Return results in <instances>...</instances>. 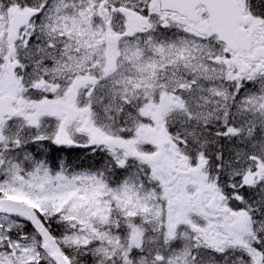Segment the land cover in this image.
<instances>
[{"label":"snow or ice","instance_id":"snow-or-ice-1","mask_svg":"<svg viewBox=\"0 0 264 264\" xmlns=\"http://www.w3.org/2000/svg\"><path fill=\"white\" fill-rule=\"evenodd\" d=\"M0 264H264V0H0Z\"/></svg>","mask_w":264,"mask_h":264}]
</instances>
